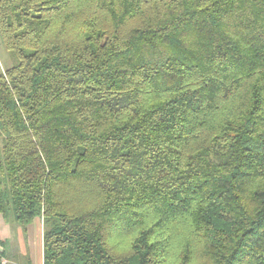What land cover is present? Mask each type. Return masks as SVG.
I'll list each match as a JSON object with an SVG mask.
<instances>
[{
  "label": "trees",
  "instance_id": "1",
  "mask_svg": "<svg viewBox=\"0 0 264 264\" xmlns=\"http://www.w3.org/2000/svg\"><path fill=\"white\" fill-rule=\"evenodd\" d=\"M0 25V213L43 219V264H264V0H0Z\"/></svg>",
  "mask_w": 264,
  "mask_h": 264
},
{
  "label": "crops",
  "instance_id": "2",
  "mask_svg": "<svg viewBox=\"0 0 264 264\" xmlns=\"http://www.w3.org/2000/svg\"><path fill=\"white\" fill-rule=\"evenodd\" d=\"M43 219L37 217L26 231L13 216L0 213V245L3 260L12 264H43ZM27 257H29L27 259ZM26 261V262H25Z\"/></svg>",
  "mask_w": 264,
  "mask_h": 264
},
{
  "label": "rangeland",
  "instance_id": "3",
  "mask_svg": "<svg viewBox=\"0 0 264 264\" xmlns=\"http://www.w3.org/2000/svg\"><path fill=\"white\" fill-rule=\"evenodd\" d=\"M16 61H17V58L13 55V52L8 48V46L5 43L3 30L0 25V74L5 73L7 69L13 67ZM24 229L26 231V228ZM43 230H44V227H43ZM28 258L29 257H27V259Z\"/></svg>",
  "mask_w": 264,
  "mask_h": 264
},
{
  "label": "built area",
  "instance_id": "4",
  "mask_svg": "<svg viewBox=\"0 0 264 264\" xmlns=\"http://www.w3.org/2000/svg\"><path fill=\"white\" fill-rule=\"evenodd\" d=\"M2 253V247H1V245H0V254ZM3 262L5 263V261L3 260Z\"/></svg>",
  "mask_w": 264,
  "mask_h": 264
}]
</instances>
